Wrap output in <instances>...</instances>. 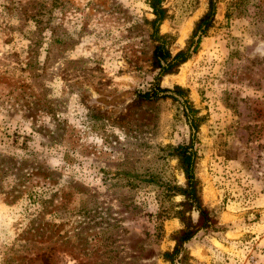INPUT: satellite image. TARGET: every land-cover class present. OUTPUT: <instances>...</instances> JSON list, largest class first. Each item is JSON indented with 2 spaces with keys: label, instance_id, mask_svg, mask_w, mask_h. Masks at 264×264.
Here are the masks:
<instances>
[{
  "label": "rangeland",
  "instance_id": "1",
  "mask_svg": "<svg viewBox=\"0 0 264 264\" xmlns=\"http://www.w3.org/2000/svg\"><path fill=\"white\" fill-rule=\"evenodd\" d=\"M163 4L175 54L209 0ZM154 17L149 0H0V264H172L182 224L162 221L160 185L186 181L179 144L219 213L189 264H264V0H216L159 81L189 89L198 132L180 102L139 100L158 83Z\"/></svg>",
  "mask_w": 264,
  "mask_h": 264
},
{
  "label": "trees",
  "instance_id": "2",
  "mask_svg": "<svg viewBox=\"0 0 264 264\" xmlns=\"http://www.w3.org/2000/svg\"><path fill=\"white\" fill-rule=\"evenodd\" d=\"M155 17L150 21L153 27L152 37L156 42L153 50L152 65L159 70L157 76L158 83L151 91L141 93L140 101H150L172 98L182 104L184 113L188 116L191 127L196 132L204 120L199 115V110L195 107L190 99L189 89L180 85H175L173 89L162 87L160 80L164 75L176 74L180 67L187 62L199 49L202 37L207 35L213 27L216 16V0H209L208 10L196 22L189 44L186 48L179 50L175 54L171 50L175 42V36L171 33H161L159 25L168 17L167 8L163 0H149ZM178 94L182 101L175 95ZM172 149L171 156L178 160V166L185 175L186 181L180 184L177 181L161 182V188L167 200L171 202L169 206L161 205L162 221L172 218H178L182 227L175 231L172 239L175 246L172 250L163 253L166 261L174 264L176 260L181 264H189L193 259L185 248V244L201 230L215 228L219 223V213L216 208H210L205 205L203 200V186L197 175V156L189 145L179 144L170 146ZM182 196L181 201H174L176 196ZM194 211L198 212L197 219L194 218ZM163 222H161L162 225Z\"/></svg>",
  "mask_w": 264,
  "mask_h": 264
}]
</instances>
